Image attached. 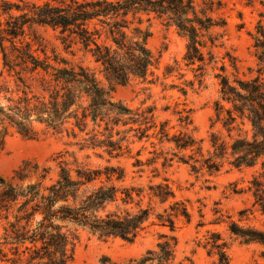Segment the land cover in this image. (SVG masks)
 <instances>
[{"label":"trees","instance_id":"1","mask_svg":"<svg viewBox=\"0 0 264 264\" xmlns=\"http://www.w3.org/2000/svg\"><path fill=\"white\" fill-rule=\"evenodd\" d=\"M214 4L221 7L209 0L198 12L192 0H0V155L14 132L27 140L64 135L79 151L106 157L96 167L73 156L70 163L61 160L49 183L48 169L27 161L10 178L0 176L1 263L68 264L83 232L102 241L133 243L151 226L174 232L177 219L189 221L186 205L175 200L166 178L147 187L125 186V169L111 163L129 155L134 144L150 140L156 141L150 142L153 156L143 162L139 150L132 164L140 176L144 167H152L159 177L160 159L163 169L177 159L193 172L209 174L224 164L258 167L249 191L264 215V0L250 33L257 75L240 77L236 58L226 54L235 74L231 80L220 66L214 102L215 123L226 137L211 133L206 152L202 140L188 131L189 111L178 119L182 130L170 133L168 122L157 123L153 106L133 109L111 96L116 86L152 76L157 58L147 45L151 32L142 27L144 19L159 20L185 38L182 61L201 86L206 68L216 64L213 49L221 46L227 25L223 17L207 14L216 11ZM35 27L54 32L71 60L55 48L48 53ZM78 54L81 59L74 62ZM174 66L166 74L179 70L177 62ZM166 145L170 149L164 152ZM29 167L40 171L34 182H24ZM228 231L242 244L264 247V233L254 227L229 220ZM208 236L203 247L214 264H230L228 244L219 234ZM176 246L175 236L162 234L140 258L118 263L102 256L97 264H171Z\"/></svg>","mask_w":264,"mask_h":264},{"label":"rangeland","instance_id":"2","mask_svg":"<svg viewBox=\"0 0 264 264\" xmlns=\"http://www.w3.org/2000/svg\"><path fill=\"white\" fill-rule=\"evenodd\" d=\"M198 12L205 8L209 0H192ZM220 2L221 7L214 4V13H207L212 18L223 17L226 29L222 44L213 49L216 64L208 66L204 72L201 86L194 78V72L187 68L182 61L186 51V40L179 35L174 27L151 19L144 22L142 27L148 28L151 36L147 45L152 54L157 58V64L152 70V76L146 81L134 80L125 86H116L111 96L115 101H120L130 108L153 106L157 123L168 122L170 133L182 130L178 121L181 112L189 111L192 131L197 140H202L204 151L210 149L209 138L211 133L226 137V132L219 123H215L214 102L219 99V81L215 77L220 73L222 64L226 67V75L232 80L235 74L230 66L226 54L236 58L237 73L242 78L256 76V61L252 51L250 33L253 32L260 0H210ZM241 26V27H240ZM47 45V52L55 48L62 56L71 60L64 54L55 39V33L50 29L35 27ZM218 32V31H217ZM78 54L74 62H78ZM178 63L179 70L166 74L168 66ZM84 65L93 68V65L84 62ZM264 85V75L261 77ZM189 82L194 85L188 86ZM181 89L186 90L182 95ZM33 91L39 92L37 88ZM150 140L134 144L131 152L124 158L113 160L111 163L120 165L125 169V186L147 187L149 184L161 182L166 178L174 192L175 200L183 202L190 215V220L179 218L175 221V230L170 232L167 228L159 226L149 227L133 243L120 240L102 241L95 236L81 233L74 256L68 264H97L102 256H108L115 262H124L137 259L146 251L154 249L160 235L175 236L177 240L175 258L171 264H214V257L207 254L203 247L210 233L221 236L228 244L230 264H264V247L259 244H242L228 231L229 220L243 227H254L264 233V215H261L253 206V197L249 191V183L258 171L257 168L236 169L227 164L216 173L209 174L205 170L191 171L185 164L175 159L171 166L163 169L162 160L156 163L159 177H154L152 167H144L141 176L136 173L137 168L132 164L137 151H141L139 158L145 162L151 158L153 151ZM158 149V146H155ZM164 152L169 151V146L163 147ZM64 156H60V155ZM72 156L78 162L96 167L106 163V157L97 158L92 151H79L74 141L64 135L45 134L35 140H27L16 133H11L5 141V147L0 155V176L10 178L23 162L36 163L39 167L48 169L46 182L49 183L57 177V163L61 160L72 161ZM88 156V157H87ZM206 156V153H205ZM24 182H34L40 175L31 167L26 171ZM156 211H161L156 206ZM0 264H9L1 263Z\"/></svg>","mask_w":264,"mask_h":264}]
</instances>
